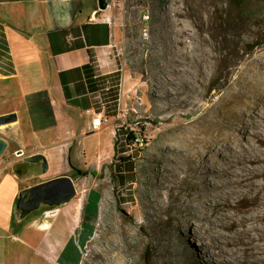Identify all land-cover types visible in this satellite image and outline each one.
Masks as SVG:
<instances>
[{
	"label": "rangeland",
	"instance_id": "obj_1",
	"mask_svg": "<svg viewBox=\"0 0 264 264\" xmlns=\"http://www.w3.org/2000/svg\"><path fill=\"white\" fill-rule=\"evenodd\" d=\"M108 10L121 104L105 111L109 124L80 139L85 162L77 167L87 173L71 172L78 216L69 229L55 222L51 235L38 234L25 264H224L189 197L204 191L208 161L245 142L241 121L251 131L263 107L264 0H109ZM36 166L37 175L52 174ZM181 168L183 186L174 182Z\"/></svg>",
	"mask_w": 264,
	"mask_h": 264
},
{
	"label": "crops",
	"instance_id": "obj_2",
	"mask_svg": "<svg viewBox=\"0 0 264 264\" xmlns=\"http://www.w3.org/2000/svg\"><path fill=\"white\" fill-rule=\"evenodd\" d=\"M109 14L97 0H0V115H18L0 126L12 146L10 158L0 162V264H25L38 234L51 235L55 222L69 229L78 216L75 198L29 212L18 202L26 189L85 162L80 139L97 132L87 108L119 110L123 71ZM35 153L46 156L49 177L31 174L34 164L24 158ZM19 161L28 167L18 170Z\"/></svg>",
	"mask_w": 264,
	"mask_h": 264
},
{
	"label": "bare ground",
	"instance_id": "obj_3",
	"mask_svg": "<svg viewBox=\"0 0 264 264\" xmlns=\"http://www.w3.org/2000/svg\"><path fill=\"white\" fill-rule=\"evenodd\" d=\"M185 34L181 30L179 42H184ZM252 128L249 131L248 124L241 121L238 131L245 142L242 139L234 148L228 146L232 151L226 158L208 161L205 175L200 177L204 191L189 197L205 219L204 227L224 264H264V104L256 112ZM217 142L213 138L207 145ZM191 151L198 152L195 145ZM186 178V169L181 168L174 182L183 186Z\"/></svg>",
	"mask_w": 264,
	"mask_h": 264
},
{
	"label": "water",
	"instance_id": "obj_4",
	"mask_svg": "<svg viewBox=\"0 0 264 264\" xmlns=\"http://www.w3.org/2000/svg\"><path fill=\"white\" fill-rule=\"evenodd\" d=\"M98 7L101 10H105L109 7V0H97ZM18 115L16 112H10L0 115V126L10 124L17 121ZM8 141L4 137L0 136V156L7 150ZM26 162L34 164L31 167V174L37 175L38 164L44 165L42 171L48 169V162L46 156L43 153H35L24 158ZM29 164V165H30ZM24 167H28L27 163L23 164ZM22 166V167H23ZM20 170V167H17ZM79 174H86L85 170H78ZM24 195L21 196L18 202V206L23 208L25 212L37 209L41 203L49 204L52 206H59L71 201L77 193L75 181L70 175H62L53 179L38 183L24 191ZM29 194L28 198L26 195Z\"/></svg>",
	"mask_w": 264,
	"mask_h": 264
},
{
	"label": "built area",
	"instance_id": "obj_5",
	"mask_svg": "<svg viewBox=\"0 0 264 264\" xmlns=\"http://www.w3.org/2000/svg\"><path fill=\"white\" fill-rule=\"evenodd\" d=\"M104 90H109L110 86H106L105 88H103ZM122 96H123V88L122 86L119 87V91H118V101L120 102L122 100ZM105 106L102 109H98V108H87L86 112L87 114L90 116L91 119V130L92 131H96L101 129L103 126L107 125L110 123V119L109 116L106 115L105 112ZM116 131L114 130V133ZM136 140L138 141L139 138H136Z\"/></svg>",
	"mask_w": 264,
	"mask_h": 264
},
{
	"label": "trees",
	"instance_id": "obj_6",
	"mask_svg": "<svg viewBox=\"0 0 264 264\" xmlns=\"http://www.w3.org/2000/svg\"><path fill=\"white\" fill-rule=\"evenodd\" d=\"M235 1V6L239 7L242 6L243 3L247 2V0H234ZM146 264H150V258H146Z\"/></svg>",
	"mask_w": 264,
	"mask_h": 264
},
{
	"label": "flooded vegetation",
	"instance_id": "obj_7",
	"mask_svg": "<svg viewBox=\"0 0 264 264\" xmlns=\"http://www.w3.org/2000/svg\"><path fill=\"white\" fill-rule=\"evenodd\" d=\"M79 169H80V168H78V167H74L72 174H73V173H76V174H78V175H82V174H79V172H78ZM72 174H69V175L73 178ZM67 175H68V174H67ZM73 179H74V178H73Z\"/></svg>",
	"mask_w": 264,
	"mask_h": 264
}]
</instances>
